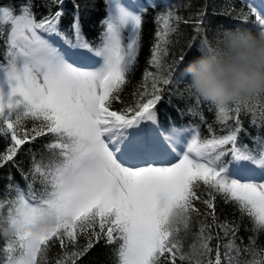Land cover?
I'll use <instances>...</instances> for the list:
<instances>
[{
  "label": "snow or ice",
  "instance_id": "obj_1",
  "mask_svg": "<svg viewBox=\"0 0 264 264\" xmlns=\"http://www.w3.org/2000/svg\"><path fill=\"white\" fill-rule=\"evenodd\" d=\"M51 3L56 11L40 19L33 0L0 6V169L17 167L25 181L23 187L10 183L14 196L0 202L7 209L0 215V264H79L101 241L112 249L113 264H264L258 243L264 234V138L253 137L251 147L239 143L246 131L242 115L264 127V105L259 112L254 99L215 105L216 123L227 131L216 134L209 125L210 137H202L198 125L161 126L159 85L173 84L166 45L181 17L167 12L158 18L162 29L148 61L156 71L144 72L143 91L125 104L121 93L138 61L145 9L105 0L94 46L83 34L80 6L73 3L69 36L60 27L64 0ZM247 7L264 29V10ZM203 24L197 19L194 33ZM192 39L200 52L197 35ZM44 138L47 157L37 159L33 151L24 172L16 157ZM217 199L249 220L247 244L237 222L219 219Z\"/></svg>",
  "mask_w": 264,
  "mask_h": 264
},
{
  "label": "trees",
  "instance_id": "obj_2",
  "mask_svg": "<svg viewBox=\"0 0 264 264\" xmlns=\"http://www.w3.org/2000/svg\"><path fill=\"white\" fill-rule=\"evenodd\" d=\"M145 9L143 14V23L141 30V49L138 55L137 64L134 70L129 74L128 83L121 93V99L125 104L133 103V93L143 91L141 87L144 83V72L146 70L156 71L148 63L150 60L151 48L155 42V33L158 29H162V22L158 23V18L167 12H172L173 15H179L181 22L178 26V32L175 35H170L172 43L166 45L169 49L167 64L172 65L173 84L165 86L159 85L164 89L162 100L157 104L155 111L158 115V123L161 126L168 127L170 124L175 126H196L198 125L202 137H210L208 126L211 125L216 134H223L227 131V127L216 123L215 105L201 99L199 106L195 104V98L189 90H186L190 78L184 76L181 79L184 69L191 62L195 61L201 53L196 50L193 44V36L197 35L196 44H200L201 40L207 36L211 38L217 29L220 28H236L244 27L258 30L255 26L254 17L249 13L247 7L251 4L256 7L251 0H140ZM23 0H0V6H12L17 8ZM73 3L78 4L79 19L82 25L84 36L94 46L100 42V34L103 31L102 20L106 17L105 0H64L63 9L64 17L61 22V29L68 31L69 25L72 23L74 12ZM33 11L37 19L48 15L50 11H56V5L51 3V0H33ZM257 8V7H256ZM243 14L248 15V23L242 20ZM202 18L204 20L203 31L199 34L194 33L195 21ZM183 20H189L188 24L183 23ZM175 24V21H173ZM71 36V32L68 31ZM55 41L61 43L56 37H52ZM183 55L184 61H180L179 57ZM149 90H150V81ZM259 112L260 106L264 105V97L256 98L251 101ZM234 107V104L232 105ZM113 107L117 110L123 107L121 103H114ZM192 109L189 112V109ZM257 112V114H258ZM235 115V113H232ZM203 117L201 121L200 117ZM250 115H242L243 127L246 130L239 136V143L254 146L253 137L264 138V127H255L250 124ZM259 123V121H258ZM231 125V122H229ZM47 139H39L33 145H25L21 153L16 157L17 164L24 172H28L33 151L37 159L41 155L47 157L43 145ZM4 142L0 141V147H3ZM227 159V158H226ZM10 183H18L21 187L25 181L21 179L20 172L17 167L11 165L0 169V202L14 196L13 192L7 190ZM39 187V186H37ZM217 216L221 221H235L240 225L239 237H243V243H248V237L252 235V225L247 218L240 219V214L236 211L232 204H226L223 200L217 199ZM203 209V206L201 205ZM7 209H0V215L6 214ZM197 220L202 219L200 217ZM196 227H193V232ZM188 242H191V236ZM239 243L240 241L237 240ZM83 243V241H81ZM258 243L264 245V234L258 237ZM2 244V241H0ZM215 244V241H213ZM60 252L59 246L54 247L49 253L50 261H54L56 255ZM79 264H113L112 249L106 246L103 241L97 244L90 250Z\"/></svg>",
  "mask_w": 264,
  "mask_h": 264
},
{
  "label": "clouds",
  "instance_id": "obj_3",
  "mask_svg": "<svg viewBox=\"0 0 264 264\" xmlns=\"http://www.w3.org/2000/svg\"><path fill=\"white\" fill-rule=\"evenodd\" d=\"M200 52L184 69L193 95L217 106L264 97V29H217Z\"/></svg>",
  "mask_w": 264,
  "mask_h": 264
},
{
  "label": "rangeland",
  "instance_id": "obj_4",
  "mask_svg": "<svg viewBox=\"0 0 264 264\" xmlns=\"http://www.w3.org/2000/svg\"><path fill=\"white\" fill-rule=\"evenodd\" d=\"M150 1H153V0H150ZM251 1L257 7L258 10H264V0H251ZM125 2L130 3L133 6L140 5L143 7V3L140 0H125ZM60 47L63 48V46H60Z\"/></svg>",
  "mask_w": 264,
  "mask_h": 264
}]
</instances>
